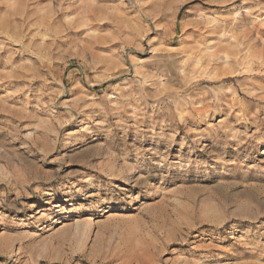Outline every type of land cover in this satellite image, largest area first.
<instances>
[{
	"label": "rangeland",
	"instance_id": "rangeland-1",
	"mask_svg": "<svg viewBox=\"0 0 264 264\" xmlns=\"http://www.w3.org/2000/svg\"><path fill=\"white\" fill-rule=\"evenodd\" d=\"M0 29V264H264V0H0Z\"/></svg>",
	"mask_w": 264,
	"mask_h": 264
},
{
	"label": "bare ground",
	"instance_id": "bare-ground-1",
	"mask_svg": "<svg viewBox=\"0 0 264 264\" xmlns=\"http://www.w3.org/2000/svg\"><path fill=\"white\" fill-rule=\"evenodd\" d=\"M180 3H184L185 0H179ZM224 1H228V0H224ZM176 2V1H175ZM222 4V3H221ZM212 24V23H211ZM81 25V24H80ZM210 25V24H209ZM210 27V26H209ZM208 29V28H207ZM90 30V29H89ZM93 30V29H92ZM4 30H1L0 29V34H5L7 36H9V33L8 32H3ZM211 32V31H210ZM92 33V32H91ZM205 34L208 36V31L206 32L205 31ZM89 35V34H88ZM203 36V34H202ZM209 39V38H208ZM205 41V40H204ZM206 43V41H205ZM204 44V43H203ZM214 44V43H213ZM212 43H206L204 44V48H197V47H194V46H191L190 47V51L191 53H189L188 55H190V58H194L192 57L194 54L198 53L199 52V55L202 57L203 61L206 63V66L207 68L209 69H213V70H217V69H220L222 68L224 71H228L230 70V63L231 60H229L231 57L227 54V53H219V52H216V46L213 45ZM182 45V44H181ZM188 46V45H187ZM185 53V52H184ZM188 53V52H187ZM179 55V54H178ZM186 56V54H185ZM196 56V55H195ZM198 56V55H197ZM189 57H187L186 59H188ZM198 59H199V56H198ZM194 60V59H193ZM235 61V59H233ZM188 61V60H186ZM185 61V62H186ZM182 63V62H181ZM192 63V62H190ZM202 65V64H201ZM193 66V65H192ZM200 66V65H199ZM196 67V66H195ZM208 71V70H207ZM196 72V71H195ZM58 213V212H57ZM59 213L61 215H63L65 213V208L62 207L61 210L59 211ZM55 214V213H51V212H46V211H43L41 213V216L39 218V221L41 220H45V219H50V217ZM73 226H74V229L75 230L74 232H76L77 236H78V239H80L79 243L81 242V245H82V242L84 241L83 239H87V243L90 245V243L92 241H95L94 238L97 237V232H95L93 230V224L87 220V219H77L74 221L73 223ZM69 227H72L71 225H67V224H63L62 226H60L56 232H58L59 230L63 231ZM1 240V239H0ZM78 243V244H79ZM94 244H91L92 247L93 245H95V242H92ZM87 244V245H88ZM86 245V244H85ZM86 247V246H85ZM9 248V247H8ZM91 249V248H90Z\"/></svg>",
	"mask_w": 264,
	"mask_h": 264
}]
</instances>
